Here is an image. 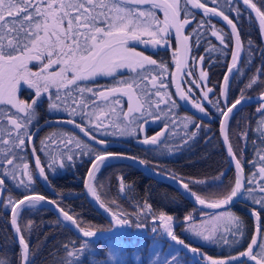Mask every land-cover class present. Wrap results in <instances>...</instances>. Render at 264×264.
I'll return each mask as SVG.
<instances>
[{"label":"trees","instance_id":"trees-1","mask_svg":"<svg viewBox=\"0 0 264 264\" xmlns=\"http://www.w3.org/2000/svg\"><path fill=\"white\" fill-rule=\"evenodd\" d=\"M165 1L178 14L188 45L181 89L198 103L202 117L191 116L178 106L169 80L171 53L165 49L159 50L156 58H153V64L148 63V73L141 69L131 74L129 79L133 89L138 86L137 82L143 81L150 95L148 106L154 102L160 110L166 109L167 114L164 115L154 114L150 107V111H141L145 112L143 120L149 119L153 113L159 119L157 124L166 126L165 136L163 141L155 144L148 158L138 146L133 147L131 152L123 144L119 153L138 159L143 157L151 164H158L155 170L182 181L196 198L205 202H218L225 197L217 195L220 187L227 188L236 180L222 151L218 136L219 119L224 109L238 98L264 93V50L259 41V31L247 10L238 5L236 0H195L205 7H211L218 12V16L231 22L237 32L241 52L234 64L236 42L226 22L215 12L194 11L185 0ZM247 2L256 7L264 20V0ZM36 3L41 5L42 0H30L10 16L7 13L0 14V60L2 57L21 56L32 44V41H26L29 36L27 32H30L26 24L41 22L38 20L41 14L32 13ZM102 5L90 10L104 14ZM146 9L150 10L156 22L158 16L166 22L163 12L153 5L132 10L146 12ZM167 29L164 26V31ZM66 92L63 101L68 107L75 108L79 104V109L95 111L94 107L101 105L99 109L103 111L106 106L103 100H98L96 105L81 102L77 84L68 83ZM156 94L161 102L157 101L159 98ZM52 97L56 98L53 94ZM126 101L124 106L121 101L125 111L128 108ZM47 115V112L41 113L40 109L32 106L22 115L16 107L0 104V181L3 185V190L0 189V264L21 263V251L9 228L8 214L13 202L23 195H42L52 201L73 217L81 230L95 231L110 227L85 200L82 181L90 161L104 152H111L105 149L107 146L98 148L87 143L64 124L58 123L37 130L29 142L30 135L39 126L38 122L44 121ZM75 115L68 114L67 118L79 123L88 136L99 140L96 135L100 132L87 127L82 118ZM225 126L229 146L243 167L245 179L238 202L227 210H230L228 215L232 220L230 232L222 236L219 244L197 245L186 238L183 232L185 224L192 220L198 221L203 214L212 212L196 210L190 201L167 183L150 178L127 163L114 161L102 165L94 173L91 185H94L92 191L99 204L111 213L120 215L123 220H128L132 229L139 228L151 234L134 238L133 246L142 245L145 251L152 242L161 238V234H157L161 233L160 217L173 221L172 233L184 243L193 245L206 261H220L224 256L235 255L240 252L243 243L249 247L256 219L260 229L259 238L264 234V102L240 106L228 118ZM30 147L44 177L43 183L35 175ZM16 220L18 233L27 246L28 264H109L106 241L114 239L125 242L132 238L106 236L81 240L44 206L22 208ZM177 253L191 264L190 257L179 251ZM143 263L144 260L138 264Z\"/></svg>","mask_w":264,"mask_h":264},{"label":"rangeland","instance_id":"rangeland-1","mask_svg":"<svg viewBox=\"0 0 264 264\" xmlns=\"http://www.w3.org/2000/svg\"><path fill=\"white\" fill-rule=\"evenodd\" d=\"M28 1L30 0H11L9 2L3 0L0 3V14L7 13L10 16L13 13H17L18 9L25 6ZM104 2H106V5L103 11L106 12L107 16L103 20L106 22L107 33H111V31L114 33L112 35H114L115 41H124L128 32L133 31L135 33L139 31L141 21H136V19L138 17L145 19L146 17L147 19L143 20V29L147 30L149 36L146 40L154 44L156 42L161 43L165 48L170 47L172 50L171 63H173L175 45L171 40L172 35H170L168 29L164 31V26H167V23L164 22L161 16L157 18L159 26L158 30L155 31V28L150 26L154 24L150 10L146 9L145 13L141 10L133 11L135 16H137L133 23L132 10L130 8L112 5L107 0ZM97 5L101 6L102 0H46L41 5L38 3L34 5L35 8L32 13L41 14V22L36 24L32 22L31 25L26 24V29L30 31L27 32V36H29L26 37V41L29 43L30 40L32 44L23 55L13 56L12 58L2 57L0 60V104L7 103L14 108L25 106L23 96H25L28 89L36 94L35 100L43 102L42 99L50 88H60L62 86L59 83H63V86H65L66 83H70L67 82L70 80L83 79L84 81L88 78L86 76L87 71L97 69L99 65L90 62L89 52L91 50L87 46L81 48L78 45L75 48V44H73V36L81 29L79 22H84L87 19L83 17L87 14V11L90 12L92 18L99 19V11L90 10ZM94 19L86 22L92 23ZM3 32L5 33L4 30ZM133 33L131 32V34ZM137 34L136 36H130L138 39L144 38L142 33ZM128 44L129 42L118 43L112 57L115 59L123 56L131 59H123L118 62L117 59V65L114 66V64L111 67L113 72L117 73V70H128V68L137 69L139 64L135 59L138 57L142 58L143 53L139 51L135 53L134 49L126 47ZM101 70H103L101 73L105 72L104 69ZM45 82L50 84L44 85ZM82 90V86L79 87V100L85 102V104L96 105L98 101H94L92 97H84L82 94L84 91ZM185 95L188 97L186 93ZM20 97H22V102H20ZM119 101L115 97L105 101L104 113L99 109V106H102L98 105V107H94L95 111L84 110L83 108L79 109L77 114L74 115L78 117L84 114L82 118H84L83 121L86 126H90L96 131L104 130L103 134L114 135L117 138L130 137L137 132L134 131L135 126L140 124L139 122L145 116V112L139 113L140 110L134 100L128 101L127 112L121 106L117 107ZM69 111L73 113V110ZM99 114H101L100 117ZM102 118H104V122H101ZM105 124H108V126L105 127ZM220 189L217 195H224L225 197L219 201L226 200L235 189V180L227 188L221 186ZM227 210L203 214L198 221H189L183 229L186 238L194 241L197 245L205 244L210 246L219 244L222 236H227L230 232L229 225L232 220L228 215L230 210ZM158 220L161 224V233L157 234H161V238L154 243L152 242L151 246L147 247L145 251L142 245L136 244L133 246V238L126 239L125 242L121 240L113 241L114 239L107 240V262L109 264H136L137 262L138 264L144 260L143 264H188L171 244H166V240L169 238L168 232H170L171 224H173L172 221L165 220L163 217L158 218ZM163 223L164 226H162ZM129 226L130 230L136 231V229H132V226ZM137 229L143 232L139 228ZM90 232L94 233L95 231ZM172 237L176 241H182L179 236L172 235Z\"/></svg>","mask_w":264,"mask_h":264},{"label":"water","instance_id":"water-1","mask_svg":"<svg viewBox=\"0 0 264 264\" xmlns=\"http://www.w3.org/2000/svg\"><path fill=\"white\" fill-rule=\"evenodd\" d=\"M120 1L121 3H129L131 5H145V4H152L154 6H158L160 7L164 14H166V19L168 21V25H169V29L172 36V39L174 41V45H176L175 47V67L173 68V72L171 75V84L173 87V92L175 97H177L178 103L181 105V107H183V109L185 111H187L190 115H195V116H199L200 114L198 112V107L194 106L193 104L191 105L189 103V101L186 99V97L183 95L182 91H181V87H180V78L182 77V71L184 66V62H185V52H186V43H185V38H184V34L182 32V29L180 27V23L178 20V14H175L174 9L171 7V4H169L167 1L164 0H117ZM238 4L241 5V7H243L245 10H247V14L249 15V17L252 18V20H254L255 25L257 30L259 31V41H261V46L263 47L264 50V20L263 17L258 13V10L256 9L255 6H253L251 3L247 2V0H236ZM186 3H188V5L194 9V11H211V12H215L214 9L210 8V7H205L204 5L199 4V2H195L194 0H185ZM218 12H215V14L218 16L217 14ZM220 17L223 21L227 22V25L229 26V29L231 30L234 41L236 42V56H235V60H234V64L235 61L238 58V55L240 54V47L239 44L240 42H238V37H237V32L235 31V29L233 28V26L231 25L230 22H228L225 18H223L222 16H218ZM259 102H264V94H258L255 95L254 97H244V98H239L237 99L232 105L227 106L223 112V114L221 115L222 117H220L219 119V123H218V136L220 137V143H221V147H223L222 151L224 153V156L227 157V161L229 163V166L232 168V171L234 173V178H236L235 180V189L232 191V193L228 196V198L226 200L220 201L216 204H214L213 202H207L204 203L203 200L200 199H196L193 194L191 193V191H189L187 189V187H185L182 184V181H179L177 179H173L171 178V176L166 175V174H161V172L156 171V170H152L150 169L149 166L145 165L144 163L142 164V162H140L138 159L136 158H130L127 155L124 154H118V153H103L99 156H95L91 161H90V166L87 167V170L85 172V176L83 177V181H82V194L83 196H85V200L89 203L90 206H92V209H94L100 216H102L103 219H105L108 224L111 226L109 228V230H105L104 232L98 231V232H94L93 234H90V232H83L80 230V227H78L73 219V217H70L68 215L67 212L61 210L60 208L57 207V205L55 203H53L52 201L47 200V198L43 197L42 195H36V194H29V195H23L21 197H19L18 201H14L13 204L10 207V211H9V228L12 231V236L14 241H16L15 243L18 246L19 251H21L20 255H21V264H28V254H27V246L25 244V241H23V239L20 237L19 235V230L17 229V225H16V216L18 214V212L24 208V207H29L30 205H37V206H44L45 208H48L49 212H52L53 214H55L60 222H62L67 228H69L70 232L72 234H74L75 236L81 238V240H94L96 238H105L106 236H122V237H136L138 235L140 236H146L145 233H138L136 231V233H132V232H126L125 229H127V227L129 226L127 224V221H122L121 218L119 217V215L117 214H113L110 212V210H108L107 208L104 207V205H100L99 202L96 200L95 195L93 194L92 191V186L91 185V181H92V177L93 175H95V171L101 167V165L108 163H111L112 161L114 162H118V163H127L129 166H134L136 167L140 172H145V174H147L148 176H150V178H155V179H159L161 180V182L167 183L168 185L172 186V188L176 191H178L179 194H181L183 196V198L188 201H190L189 203L194 206L195 209H198L200 211H204L205 213L208 212H218L220 210H226L229 209V207H231L234 203H236L239 200V196L241 195L242 190L244 189V179L245 177H243V170L241 167V165L239 164L238 161H236V158L233 156V153L231 151V147L229 146V143L227 141V137L225 135V122L227 120L228 117H230L229 115L234 113V111L236 109H238L240 106H244L246 104H255V103H259ZM50 123L53 124H57V123H62L65 124L66 127H69L72 131L75 132V134H78V136H81L82 138H84L86 140V142L88 143H92V145L97 146L98 148L100 147H104V146H108L109 143H106V141H96L95 139L92 138H88L86 136V133H84L81 128L79 126H77L76 123H74V121L72 120H66L64 118H57V119H52L50 120ZM41 128V126H38L37 129L34 131V133H32L29 137V142L31 141V138L34 137V134L37 132V130H39ZM31 146V145H30ZM32 147V146H31ZM30 147V157L33 167L35 169V173L38 177V181H40L41 183H43V175L41 173V170L39 169L40 167H38L36 161H35V157L32 151V148ZM0 189L3 190V185L0 181ZM0 201H1V195H0ZM255 230L253 233V237H252V241L250 246L247 248V251L244 252L240 257L235 256L233 258H231L230 260H226L224 262L221 263H208V264H232V263H236V262H240L244 257L249 256L257 241H259L258 239V232L260 231L259 226H258V222L257 220L255 221ZM164 225V224H163ZM162 225V226H163ZM172 233L169 232V235L171 236ZM171 243L174 244L173 246H175L176 249H180L185 253L189 252V248L186 246L185 243H182L180 241H176L173 237L171 238ZM195 258V257H194ZM196 259V258H195ZM197 261V259H196ZM252 262L254 264H260L259 261L257 260H252ZM197 263L199 264H207L206 262L203 261H197Z\"/></svg>","mask_w":264,"mask_h":264},{"label":"flooded vegetation","instance_id":"flooded-vegetation-1","mask_svg":"<svg viewBox=\"0 0 264 264\" xmlns=\"http://www.w3.org/2000/svg\"><path fill=\"white\" fill-rule=\"evenodd\" d=\"M44 1H46V0H42V2H44ZM115 3L121 4V2H117V1H115ZM121 6H126V8L132 7V9L143 7V6H138V5L131 6L130 4H124V5L121 4ZM131 15L133 16V23H134L135 16L133 15V13H131ZM106 16H107L106 13H104V14L98 13L99 19H94V18H92V15L89 13V14H85L83 16V17L87 18V19H85L84 22H79V24L81 25V29L78 30L76 34H74L73 44H75V48H77L78 45L81 46V48H84L85 46H87L91 50L89 52V56L91 57L90 62L93 64H97L99 66L97 67V69L87 71L86 76L88 78H86V80L83 81V79H76L74 81L70 80L67 82L77 84L78 90H79V87L82 86V88H83L82 91H84L82 93L83 96L84 97L85 96L86 97H92V99L96 102L98 100L107 101L109 98L115 97L118 100H120L118 105H117V107L119 108L122 105L121 101H123V106H124L126 100H127L126 101L127 103L129 100H134L137 103V105L139 106V110H140L139 113H141V111L144 109H147L148 111H150L151 110L150 108H152L154 111V114L155 113H157L158 115L167 114L166 109L160 110L157 107V105H158L157 103L152 102V104H150V106H148L147 100H149L150 95H149V92L145 88V84L141 80V81L137 82V84H136V85H138L136 87L137 90L133 89L131 87V82H130L129 77L131 76V74L136 73L141 69H145V71L147 72L148 63L151 61V63H149V64H153V62H154L153 58L154 57L156 58V52H158L159 50L165 49L166 51H168V52L170 51V53H171L172 52L171 48L170 47L165 48V46H163L161 43L156 42V44H154L153 42H148L146 40V38H148L149 36L147 34V30L143 29V27H144L143 26V20H145V19H143L141 17H140V19H136V21H141L140 22L141 27H140L139 31H136V32L142 33L144 36L143 39H138L137 37L134 38V37L130 36V35H133V36L138 35L136 32L133 33V31H131L133 34H131V32H128L126 35V39L124 41L123 40L122 41H119V40L115 41L113 38L114 35H112L114 33L112 31H111V33H107L108 31L106 28V22H105V20H103ZM37 18H35V19H37ZM93 19H94V22H92V23L86 22L89 20L92 21ZM38 20L40 21L41 17H39ZM109 34H111V35H109ZM171 40L174 44L173 39H171ZM126 42H129V44L126 45V47H129L130 49H134L135 53H137L138 51L143 53L142 58L138 57L137 59H135V61L139 65H138L136 70L132 69V68H128V70L127 69L126 70L125 69L117 70V73L113 72V69H111L112 65L115 64L114 66H116L117 62L119 60L131 59L129 57H123V56L117 57L115 59L112 57V54L114 53V50L116 49V46L118 45V43H126ZM29 47L30 46H28L27 48H29ZM175 47H176V45H175ZM175 47H174V49H175ZM22 55H23V53H22ZM185 55H186V52H185ZM175 57L173 59V63L171 64V66H172L171 69L174 67L173 65H175V63H174ZM186 57H187V55L185 56V59H186ZM116 60H117V62H116ZM184 66H185V64H184ZM101 69H104L105 72L101 73V71H103ZM111 70H112V72H111ZM183 71H184V69H183ZM183 71L181 74L182 77L180 78V81L184 77ZM154 79H156V78H154ZM45 84L48 85L50 83L45 82L44 85ZM59 84L62 87L56 88V89L50 88L48 90L47 94H45V96L43 97V99H42L43 102H41L39 100H35L34 97L36 94H34L30 89H28L27 93H25V96H23L24 105L25 106L28 105V106H26V107L23 106L20 108L16 107L18 112H20L22 115L25 113V111L27 109H30L31 106L34 109H36V108L40 109L41 113L47 112L48 115L46 116V119L42 122L39 121L37 124V125L41 126L40 130L47 125L53 124V123H50V120H52V119L55 120L57 118L67 119L68 114H71V115L77 114V112L79 110V107H80L79 104L77 105V107L71 108V107H68V105L65 101H63V98L66 97V93H67L66 91H67V84L68 83H66L65 86H63V83H59ZM141 89H143V90H141ZM88 91H90V93L87 94ZM52 94L55 95L56 98H53ZM143 94H144V96H142ZM173 95H174V93H173ZM137 96H140V97L138 98ZM156 96H157V94H156ZM174 97H175V95H174ZM157 98H159V97L157 96ZM188 99H189V97H188ZM157 101L161 102V98H159ZM176 101L178 103V100H176ZM20 102H22V97H20ZM81 102H83V101H81ZM189 102L196 104L191 99H189ZM4 104L7 105V103H4ZM4 104H2V105H4ZM178 106H179V104H178ZM43 108H44V110H43ZM45 108H46V111H45ZM69 110H73V113H71ZM126 111L128 112L127 108H126ZM168 111H169V109H168ZM199 112H200V110H199ZM133 113H135V112H133ZM151 114L153 116H151L149 119H145V120L141 119V122H139L140 124L139 125L137 124L135 126L134 131H137V132L134 135H131L130 137L117 138V136H114V135L108 136L107 134H103L104 130H101V131L99 130L100 134L99 135L95 134V135L98 136L100 139H103V140H106L107 142H109V145L105 148L107 151L119 153L121 151L120 146L124 144L125 148H127L128 151L132 152L133 147L138 146V147H140V150L143 151V154L148 158L151 156L153 150L155 149V144L157 142L163 141L162 139L164 138L166 130H167L166 126H164V125L159 126L157 124V121H159V119H157V117H155L153 113H151ZM83 115L84 114H82L80 116V118H82ZM82 120H84V118H82ZM54 125H57V124H54ZM107 126H108V124L107 125L105 124V127H107ZM90 128H92V127H90ZM92 129L96 130L94 128H92ZM99 131H96V132H99ZM109 138H115L117 140L108 141L107 139H109ZM129 157H131V156H129ZM139 159H142L140 161L149 165L152 169H153V167L155 169V166L158 165L155 163L151 164L150 161L146 160L143 157L139 158ZM130 231H132V230H130ZM132 232H134V231H132ZM242 245H243V247L241 248L240 252H237L235 255L224 256L223 259L228 260V259H231V257H233V256L240 257L244 252L247 251L246 248L248 247L244 243ZM191 246H192L191 251L197 253L199 257L201 256V258L205 260V258H203L202 253L198 252V250H196V248L194 249L193 245H191ZM252 260H257V261H259V263L264 264V234L261 235V237L259 238V241H257L256 246L254 247L252 253L249 256L244 257L240 262H236V263H232V264H254L252 262Z\"/></svg>","mask_w":264,"mask_h":264},{"label":"bare ground","instance_id":"bare-ground-1","mask_svg":"<svg viewBox=\"0 0 264 264\" xmlns=\"http://www.w3.org/2000/svg\"><path fill=\"white\" fill-rule=\"evenodd\" d=\"M263 94H264V93H263ZM232 114H233V113H232ZM232 114H230L229 116H232ZM228 118H229V117H228ZM228 118H227V120H228ZM227 120H226V122H227ZM225 125H226V123H225ZM225 127H226V126H225ZM224 131H225V128H224ZM225 135H226V133H225ZM226 139H227V138H226ZM101 166H102V165H101ZM100 168H101V167H100ZM100 168H98V169H100ZM98 169H97V170H98ZM97 170H96V171H97ZM96 171H95V172H96ZM93 186H94V185H93ZM93 193H94V192H93ZM28 208H29V207H28ZM21 210H22V209H21ZM19 212H20V211H19ZM122 221H125V220H122ZM126 221H127V224H129L128 220H126Z\"/></svg>","mask_w":264,"mask_h":264}]
</instances>
